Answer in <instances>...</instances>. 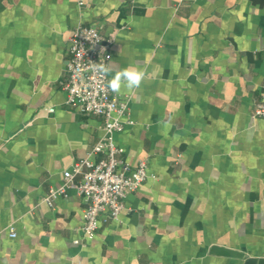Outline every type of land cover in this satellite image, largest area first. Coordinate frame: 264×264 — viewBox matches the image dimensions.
I'll use <instances>...</instances> for the list:
<instances>
[{"label":"crops","instance_id":"1","mask_svg":"<svg viewBox=\"0 0 264 264\" xmlns=\"http://www.w3.org/2000/svg\"><path fill=\"white\" fill-rule=\"evenodd\" d=\"M79 24L114 38L108 80L145 73L113 93L134 120L120 156L149 177L92 239L75 189L42 201L104 133L66 103ZM263 100L264 0H0V264H244L214 244L264 257Z\"/></svg>","mask_w":264,"mask_h":264},{"label":"built area","instance_id":"2","mask_svg":"<svg viewBox=\"0 0 264 264\" xmlns=\"http://www.w3.org/2000/svg\"><path fill=\"white\" fill-rule=\"evenodd\" d=\"M114 38L98 26L77 25L68 41V78L64 84L66 103L84 113L105 118L104 133L90 154L63 172V182L42 198L54 206L58 196L75 189L86 199L83 209V236L94 238L103 220L118 218L125 207V198L149 177L147 163L132 167L120 154L123 148L115 141V134L134 123L129 113L128 99H121L107 87L108 75L101 76L95 65H108L112 58ZM51 108L50 111H53ZM254 114L264 118V100L256 102ZM104 153L99 160L93 155ZM11 235L16 236L11 228ZM81 243V239L74 240ZM151 264H162L153 262Z\"/></svg>","mask_w":264,"mask_h":264},{"label":"clouds","instance_id":"3","mask_svg":"<svg viewBox=\"0 0 264 264\" xmlns=\"http://www.w3.org/2000/svg\"><path fill=\"white\" fill-rule=\"evenodd\" d=\"M96 70L101 74V76H107L109 73L113 72L114 69L112 65L108 64H97L95 65ZM145 77L144 71L137 67H128L123 69L115 70V75L108 80L107 87L111 89L114 93H120L122 90H134L138 89Z\"/></svg>","mask_w":264,"mask_h":264},{"label":"water","instance_id":"4","mask_svg":"<svg viewBox=\"0 0 264 264\" xmlns=\"http://www.w3.org/2000/svg\"><path fill=\"white\" fill-rule=\"evenodd\" d=\"M210 253L219 256H228L244 259V264H264V257L249 256L239 249L225 246L222 244L212 245Z\"/></svg>","mask_w":264,"mask_h":264}]
</instances>
